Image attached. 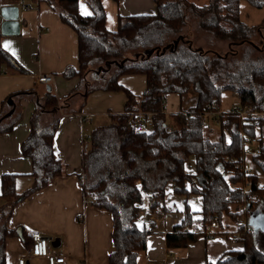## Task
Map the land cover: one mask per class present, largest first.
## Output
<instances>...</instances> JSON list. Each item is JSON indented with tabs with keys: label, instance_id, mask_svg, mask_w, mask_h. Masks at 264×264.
I'll list each match as a JSON object with an SVG mask.
<instances>
[{
	"label": "trees",
	"instance_id": "16d2710c",
	"mask_svg": "<svg viewBox=\"0 0 264 264\" xmlns=\"http://www.w3.org/2000/svg\"><path fill=\"white\" fill-rule=\"evenodd\" d=\"M241 1L254 8H264V0H208L202 4L155 0L154 15L118 16L117 29L110 32L105 27V14L98 0H89L91 16L79 13L78 0H37L56 11L60 21L75 32L78 67L66 69L63 76L78 77L80 85L62 99L47 90L41 99L35 91H28L14 93L3 101L5 107L10 100L12 111L6 116L4 108L0 113V134L11 132L19 121V100L26 95L33 96L36 109L30 118V133L21 145L22 156L31 161L34 182L17 195L14 175H3L2 196L22 200L63 175V165L55 157L52 146L61 114H79L90 92H122L126 97L123 111L109 114V123L91 132L82 152L84 198L112 217L114 250L108 264H137L138 254L146 249L148 233L136 224L141 212L138 181L146 191L162 192L167 183H173L178 195L202 197L198 232L190 231L196 222L186 210L183 221L166 236L168 249L186 248L201 235L209 236L205 227L220 223L224 217L236 225L246 219V224L251 226L250 214L261 213L264 208V115L248 120L237 113L219 111L223 91H230L236 94L239 107L264 112V49L252 41L253 37L261 36L264 20L251 27L244 24L240 20ZM190 19L213 41L244 45L239 58L232 52L224 56L217 51L194 49L183 37L170 41ZM152 47L155 50L149 54ZM108 62L114 66L112 76L102 85L90 86L85 77L95 71V66ZM0 64H10L21 71L1 47ZM135 74L146 78L141 95L132 94L118 83L120 76ZM84 83H87L85 89ZM191 90L196 94L195 105L185 112L171 114L169 125L164 113L166 95L174 93L183 97ZM77 94L84 99L74 109ZM208 112H218L215 124L219 134L215 140L206 134L210 129L202 127ZM146 114H151L152 126H137L135 119ZM41 115L51 117L50 121L40 124ZM252 138L257 140L261 153L251 154L252 173L247 174L243 169L249 167L245 161L246 145ZM191 156L195 161L193 176L185 172ZM186 182L190 184L189 190ZM245 185H248L246 190ZM234 205L241 206V211L233 212ZM11 209L0 211V264H6L7 238L18 236L31 240L24 228L9 227ZM238 230L243 249L228 252L212 264H264V250H260L254 233L245 232L242 227Z\"/></svg>",
	"mask_w": 264,
	"mask_h": 264
},
{
	"label": "crops",
	"instance_id": "0c3cea01",
	"mask_svg": "<svg viewBox=\"0 0 264 264\" xmlns=\"http://www.w3.org/2000/svg\"><path fill=\"white\" fill-rule=\"evenodd\" d=\"M21 2L28 5L23 8ZM105 14V27L114 32L118 26V16L154 15L155 0H98ZM83 5V8L81 7ZM4 6H18V33L3 35L0 31V47L21 68L16 70L10 64H0V113L4 108L12 111L10 100L3 101L18 92L35 91L41 99L47 90L57 98L66 97L80 85L78 77L66 78L63 73L68 68L78 67V42L75 32L63 24L56 11L37 0H0ZM93 14L89 0H78V11ZM3 19L0 17V25ZM22 66H20L19 64ZM114 69L112 66L106 72ZM50 75L52 82L40 83L39 76ZM89 75L85 77L87 79ZM98 77V76H97ZM93 86L98 84L92 76ZM95 82V84H94ZM118 83L134 95H141L146 87L144 75H122ZM86 88V84L84 83ZM45 87V88H44ZM84 97L76 95L73 108L80 107ZM126 97L122 92L96 90L86 96L85 104L79 114H61L52 146L55 157L61 162L64 174L53 178L48 185L26 198L16 201L15 197L1 194L3 175H14V189L17 195L23 194L34 182L31 176V161L22 156L21 145L30 133V118L36 109L32 95L19 100L20 119L9 133L0 134V211L12 207L9 227H22L28 235L41 233L49 240L51 250L65 257L64 264H108L114 247L112 243V217L110 213L93 207L82 193V152L90 141L91 132L109 123V114L123 111ZM182 97L178 94L166 95L164 113L171 123V114L185 112ZM42 105V102H40ZM48 116L41 115L40 124L45 125ZM49 118V117H48ZM51 118V117H50ZM185 172L195 173L194 157H189ZM193 179V178H192ZM194 181V180H193ZM186 189L190 184L186 182ZM140 191L141 212L136 220L139 229L148 233L146 249L137 256V264H212L228 252L243 249L238 241V227L228 223L223 225L224 217L216 227L200 236L186 248L168 249L166 236L179 225L189 210L196 225L192 232H198L197 221L201 218L202 197L197 194L178 195L173 183H167L162 192L146 191L142 184L136 183ZM237 206L233 212L241 211ZM264 213L252 212L255 221ZM246 223V219L244 220ZM248 225V224H247ZM254 232V227L249 226ZM206 235V234H205ZM29 246V247H28ZM31 247L30 238L13 236L5 241L6 264H17L20 257L27 256ZM27 259L26 264H46L43 258Z\"/></svg>",
	"mask_w": 264,
	"mask_h": 264
},
{
	"label": "rangeland",
	"instance_id": "374dc122",
	"mask_svg": "<svg viewBox=\"0 0 264 264\" xmlns=\"http://www.w3.org/2000/svg\"><path fill=\"white\" fill-rule=\"evenodd\" d=\"M188 1L196 3V4H202V3L207 2L208 0H188ZM239 9H240V11H239L240 12V20L249 27L258 25V24H260V22L262 20H264V8H259V9L254 8L251 5H249L247 2L241 1ZM261 33L262 34L260 37L259 36L253 37L252 41H253V43H255V45L264 49V30H262ZM178 37H183L186 40H189L194 49H206V50L217 51L218 53H220L221 55H224V56H228V55H230L229 52H232L236 55V57L239 58V56L241 55V53L244 50V45H239V46L233 45L232 43H230L228 41H223V40H215L214 39L215 41H213V38L211 39L206 32L197 29L195 22L191 19L188 21V24L185 27H183L182 31L177 36H175V37L172 36L171 38H169V40L173 41L175 38H178ZM160 45H161V43L158 45H155L154 47H159ZM154 47H152V49H154ZM139 51H141L143 53L145 52L142 49H139ZM112 66H113L112 62L102 64V66H99L98 68H97V66H95V71L94 72L92 71V72H90V74H88L89 76L87 79L90 81L89 84H91V82L93 81L92 76H94V77H96L95 80L98 81V82H96L98 84H95V82H94V84L95 85H102L104 83V81H106L108 78H110L112 76V71H113L112 69L109 72H106ZM195 97H196L195 92L192 90L189 91L186 95H184L182 97V101H183L182 107L186 109L187 107L193 105ZM237 103H238V99H237L236 94L231 93L230 91H223L222 96H221L219 111L220 112L230 111L232 109V106L237 105ZM49 120H50V118L47 117V119H45V122L49 121ZM205 129H210V131L206 130V134L212 140L217 139V136L219 134V129H218L217 125L215 123H213L210 119L206 120ZM262 142H264V138H262ZM252 153H253V147L250 144H247L246 145V160L245 161L247 162L249 167L251 166L250 157H251ZM237 206L238 205L232 206L231 210L234 211L233 209ZM249 218H250V216H249ZM251 218L254 219V217H251ZM225 223H228L231 226V228H233L235 226V224L231 220H228L226 218H224L223 225H225ZM253 233L256 236V239L259 240L260 250H264V231H262V229L257 227L256 229H254Z\"/></svg>",
	"mask_w": 264,
	"mask_h": 264
},
{
	"label": "built area",
	"instance_id": "2783aa9c",
	"mask_svg": "<svg viewBox=\"0 0 264 264\" xmlns=\"http://www.w3.org/2000/svg\"><path fill=\"white\" fill-rule=\"evenodd\" d=\"M21 6L23 8H28V5H25L23 2H21ZM38 81L40 83L44 84H49L52 82V77L50 75H43L38 77ZM214 107H217L216 104H214ZM219 112V111H218ZM218 112H208L206 114L207 118L210 119L213 123H216L217 118L216 116L218 115ZM231 113L234 114H239L240 117H246L248 120H252L251 117H255L257 115L261 116L264 115V112H257L254 111L252 112L248 106L244 107H239L238 105H233L232 109L230 110ZM137 126L145 125L146 127H151L152 122H151V114H146V115H138V117L135 119ZM254 123V122H251ZM202 127H206V120L202 122ZM168 131L171 130L170 126L167 128ZM248 144H250L253 147V153L254 154H260L261 149L260 146L258 145V142L256 139L252 138L248 141ZM244 171L247 174L252 173V170L248 166H244ZM248 185H245L243 187L244 190ZM262 213H264V208H262ZM216 223L213 222L210 225H207L205 227L206 232L210 231V229L216 227ZM238 227H242L245 232H251V228L245 223V222H238L237 223ZM49 239L44 237L41 233L39 232H34L31 234V247L27 253V256L20 257L17 261V264H26L27 259L25 257H30V258H43L46 261V264H64L65 263V257L61 254H56L54 253L49 244Z\"/></svg>",
	"mask_w": 264,
	"mask_h": 264
},
{
	"label": "water",
	"instance_id": "95a60500",
	"mask_svg": "<svg viewBox=\"0 0 264 264\" xmlns=\"http://www.w3.org/2000/svg\"><path fill=\"white\" fill-rule=\"evenodd\" d=\"M0 17L3 19L0 25V31L3 35H14L18 33V18L19 8L18 6H4L0 9ZM155 49L149 51V54L154 52ZM249 219L251 226L256 229L257 227L264 231V215H261L258 219ZM256 225V226H255ZM51 240V239H49Z\"/></svg>",
	"mask_w": 264,
	"mask_h": 264
},
{
	"label": "snow or ice",
	"instance_id": "6c2138e0",
	"mask_svg": "<svg viewBox=\"0 0 264 264\" xmlns=\"http://www.w3.org/2000/svg\"><path fill=\"white\" fill-rule=\"evenodd\" d=\"M81 7L83 8V5H81ZM83 14H84V15H91V13H90V12H87L86 10L84 11Z\"/></svg>",
	"mask_w": 264,
	"mask_h": 264
}]
</instances>
